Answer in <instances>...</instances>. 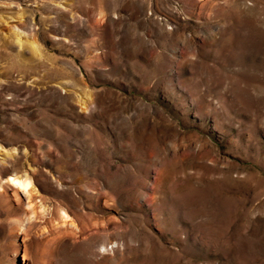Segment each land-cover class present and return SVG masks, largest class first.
Segmentation results:
<instances>
[{
	"label": "rangeland",
	"instance_id": "rangeland-1",
	"mask_svg": "<svg viewBox=\"0 0 264 264\" xmlns=\"http://www.w3.org/2000/svg\"><path fill=\"white\" fill-rule=\"evenodd\" d=\"M7 175L0 264H264V0H0Z\"/></svg>",
	"mask_w": 264,
	"mask_h": 264
},
{
	"label": "bare ground",
	"instance_id": "bare-ground-1",
	"mask_svg": "<svg viewBox=\"0 0 264 264\" xmlns=\"http://www.w3.org/2000/svg\"><path fill=\"white\" fill-rule=\"evenodd\" d=\"M7 173V172H6ZM7 187L12 197L17 202H23L27 208H32L33 195L30 190V180L25 175L23 176H11L7 175L5 180H0V188ZM66 228V223L61 225Z\"/></svg>",
	"mask_w": 264,
	"mask_h": 264
}]
</instances>
